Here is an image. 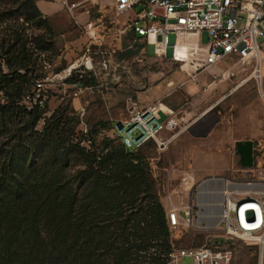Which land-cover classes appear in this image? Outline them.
Instances as JSON below:
<instances>
[{
	"label": "rangeland",
	"instance_id": "rangeland-1",
	"mask_svg": "<svg viewBox=\"0 0 264 264\" xmlns=\"http://www.w3.org/2000/svg\"><path fill=\"white\" fill-rule=\"evenodd\" d=\"M39 1L34 3L40 9ZM23 2L0 0V44L13 43L15 28L24 29L31 63H35L29 73H37L38 82L44 84L31 98L36 101L41 94V101L47 100L36 129L42 131L46 122L58 124L65 137L93 151L102 148L106 139H110V146H119L117 139H111L113 126L128 117L131 98L146 106L141 98L145 95L150 105L169 106L181 123L178 135L164 150L153 142L136 150L132 157L144 163V188L157 194L167 212L176 209L183 214L182 210L192 208L191 221L182 220L170 228L172 252L226 246L233 250V264H264V254L257 245L227 235L219 226L220 219H201L204 207L198 193L199 183L206 178L247 179L254 170L264 168V77L255 76L254 62L239 65L231 59L221 63L223 70L205 71L197 87L196 67L174 60L170 54L158 56L157 44H145L126 33L120 48H114L118 24H124L125 19L113 17L114 0L106 5V17L91 10L90 18L101 30L94 44L78 15L91 7L70 10L55 5L49 16L42 12L47 20L40 21L41 15L28 18L21 8ZM40 35L52 40V50L38 49ZM175 40L170 34V43ZM261 55L264 74V44ZM85 56L92 62L87 67ZM6 66L3 62V69ZM83 76L87 81L95 78V85L78 86L75 82ZM22 125L20 120L17 127ZM8 136L0 128V152L13 147L6 143ZM23 142L28 146L29 139ZM30 151L27 162L36 153ZM181 264H194V260L185 257Z\"/></svg>",
	"mask_w": 264,
	"mask_h": 264
},
{
	"label": "trees",
	"instance_id": "trees-1",
	"mask_svg": "<svg viewBox=\"0 0 264 264\" xmlns=\"http://www.w3.org/2000/svg\"><path fill=\"white\" fill-rule=\"evenodd\" d=\"M34 1L21 8L28 18L47 20ZM23 32L15 28L14 42L0 44V128L7 136L14 131L6 142L13 147L0 152V264H169L168 212L144 188V163L132 157L138 149L124 147L115 123L109 137L119 146L106 139L93 151L65 137L58 124L36 129L47 100L40 94L31 108L24 103L40 82L29 73L35 63ZM37 47L50 51L54 44L40 35ZM95 81L83 76L75 83ZM30 149L36 153L27 162Z\"/></svg>",
	"mask_w": 264,
	"mask_h": 264
},
{
	"label": "built area",
	"instance_id": "built-area-1",
	"mask_svg": "<svg viewBox=\"0 0 264 264\" xmlns=\"http://www.w3.org/2000/svg\"><path fill=\"white\" fill-rule=\"evenodd\" d=\"M48 1L60 3L70 10L80 5L70 0ZM114 10L116 18L125 17L116 33L117 38L131 30L146 44H157L158 56L171 53L174 60L183 62L186 59L185 62L193 64L197 71L216 66L228 58L239 65L254 62L255 76L264 77L261 55L264 0H114ZM86 32L94 44L101 30L99 25L89 22ZM203 33L206 42H203ZM170 34L176 36L173 44L169 41ZM183 45L187 46L186 51H180ZM85 59L87 67L92 62L90 57L85 56ZM38 86L40 90L44 84ZM33 101L31 96L24 98L28 108ZM128 113L126 119L115 123L116 136L127 150L153 142L164 150L181 127L174 111L170 107L165 109L162 104L144 106L131 98ZM119 124L122 129L118 128ZM224 181L219 226L227 235L257 245L264 254V168L254 170L247 179L224 178ZM182 213L176 209L168 211L170 227L176 228L182 220L191 221V207ZM185 257H192L194 264H233L234 259L231 248L216 245L171 252L169 264H181Z\"/></svg>",
	"mask_w": 264,
	"mask_h": 264
},
{
	"label": "crops",
	"instance_id": "crops-1",
	"mask_svg": "<svg viewBox=\"0 0 264 264\" xmlns=\"http://www.w3.org/2000/svg\"><path fill=\"white\" fill-rule=\"evenodd\" d=\"M70 1L77 2V3L80 4L79 7L74 9V10L80 9L81 7L82 8L83 7H88V6L91 7V8L86 9V11L80 12L78 14L79 17L82 19V21H84L86 24L89 23V22L95 23L94 20L90 18V16L92 15L93 11H97V13L100 14L101 16H105L106 17L107 15H109L108 13H106V10H105L106 9V5L109 4V3L112 4V2H113V0H70ZM39 3H40L39 7H40L41 11L47 16H49L51 14V11L53 9H55V5L56 6L57 5L58 6H63V5H61L60 3H57V2H51L50 3V1H49V3H48V2H46L44 0L39 1ZM63 7H65V6H63ZM91 10H93V11H91ZM113 12L114 13H112V15H113V17H115V10H113ZM118 25H120V24H118ZM116 31H119V29L116 30ZM126 33L133 34L134 40H139V41L145 43V40L143 38H141L140 36L135 35L134 32H132L131 30H128ZM126 33H122L121 37L117 38V41L114 42L115 43L114 44V48H120V46L122 44V37ZM203 36L205 37L206 34L203 33ZM146 53H147V50H146ZM228 60H231V58H228V59H226L225 61H223L221 63H226V62H228ZM221 63H219L216 66H213L211 68L202 69V70L197 71V75H196L197 87H198L199 81L202 82L203 78H205V77H203V73L205 71L217 72V71L223 70L221 65H220ZM141 98L146 102V105H150L151 104L149 99H148L149 98L148 96L141 95ZM146 99L148 101H146ZM201 117H202V115L200 117H197V120H199Z\"/></svg>",
	"mask_w": 264,
	"mask_h": 264
},
{
	"label": "bare ground",
	"instance_id": "bare-ground-1",
	"mask_svg": "<svg viewBox=\"0 0 264 264\" xmlns=\"http://www.w3.org/2000/svg\"><path fill=\"white\" fill-rule=\"evenodd\" d=\"M186 47V45L181 46L180 51H186ZM183 61L185 62L186 59H184ZM185 63L188 64L187 62ZM256 77L259 78L258 75H256ZM162 106L165 109L169 108L165 104H162ZM225 184L226 183L224 181V178L213 177L207 180L203 187L200 189V191L198 192L199 202L204 207V210L201 213V219L207 221H215V218L216 220L220 219L223 206V191L225 188Z\"/></svg>",
	"mask_w": 264,
	"mask_h": 264
},
{
	"label": "water",
	"instance_id": "water-1",
	"mask_svg": "<svg viewBox=\"0 0 264 264\" xmlns=\"http://www.w3.org/2000/svg\"><path fill=\"white\" fill-rule=\"evenodd\" d=\"M169 54L171 55V53H169ZM118 128H119V129H122L123 126H122L121 124H119ZM249 143H251V142H248V144H249ZM249 173L251 174L252 172L250 171ZM218 177H219V176H217V178H218ZM211 178H213V177L206 178L205 180H203V181H201V182L199 183V189H198V192H199L200 189L203 187V185L206 183V181L209 180V179H211ZM219 178H221V177H219ZM222 178H223V177H222Z\"/></svg>",
	"mask_w": 264,
	"mask_h": 264
}]
</instances>
